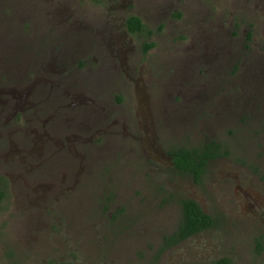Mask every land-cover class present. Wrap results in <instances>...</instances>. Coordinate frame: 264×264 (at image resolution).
I'll return each instance as SVG.
<instances>
[{
  "label": "rangeland",
  "instance_id": "rangeland-1",
  "mask_svg": "<svg viewBox=\"0 0 264 264\" xmlns=\"http://www.w3.org/2000/svg\"><path fill=\"white\" fill-rule=\"evenodd\" d=\"M0 177V264H264V0H0Z\"/></svg>",
  "mask_w": 264,
  "mask_h": 264
},
{
  "label": "trees",
  "instance_id": "trees-1",
  "mask_svg": "<svg viewBox=\"0 0 264 264\" xmlns=\"http://www.w3.org/2000/svg\"><path fill=\"white\" fill-rule=\"evenodd\" d=\"M126 27L132 35L149 34L150 30L146 28L141 19L136 15H130L126 19ZM151 44H145L144 51L151 48ZM167 154L170 156L174 169L180 174L188 176L194 183H201L209 164L217 159L228 156L229 152L226 146L221 142L214 140L206 141L196 146H172ZM2 186L6 185V180L0 177ZM2 192H0V198ZM178 206L180 209V218L174 231L169 233L163 239L162 249L175 246L182 241L209 230L215 226L214 219L205 213L200 204L190 197H179ZM214 264H231L230 259L221 258Z\"/></svg>",
  "mask_w": 264,
  "mask_h": 264
},
{
  "label": "flooded vegetation",
  "instance_id": "flooded-vegetation-1",
  "mask_svg": "<svg viewBox=\"0 0 264 264\" xmlns=\"http://www.w3.org/2000/svg\"><path fill=\"white\" fill-rule=\"evenodd\" d=\"M125 26H126V22H125ZM126 29H127V27H126ZM168 155V154H167ZM169 156V155H168ZM170 157V156H169ZM171 159V158H170Z\"/></svg>",
  "mask_w": 264,
  "mask_h": 264
}]
</instances>
